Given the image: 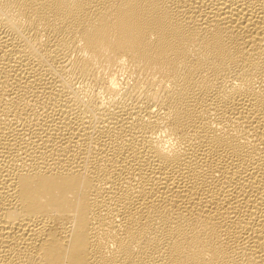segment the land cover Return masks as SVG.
I'll return each instance as SVG.
<instances>
[{"label":"bare ground","instance_id":"obj_1","mask_svg":"<svg viewBox=\"0 0 264 264\" xmlns=\"http://www.w3.org/2000/svg\"><path fill=\"white\" fill-rule=\"evenodd\" d=\"M0 264H264V0H0Z\"/></svg>","mask_w":264,"mask_h":264}]
</instances>
